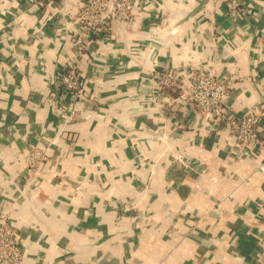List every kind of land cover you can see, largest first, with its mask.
<instances>
[{"label": "crops", "instance_id": "crops-1", "mask_svg": "<svg viewBox=\"0 0 264 264\" xmlns=\"http://www.w3.org/2000/svg\"><path fill=\"white\" fill-rule=\"evenodd\" d=\"M82 1L0 0V211L24 264H264V153L176 129L146 82L216 63L230 109L264 115V0H129L133 24L102 37L75 23ZM69 61L73 108L52 86ZM30 146L48 158L27 174Z\"/></svg>", "mask_w": 264, "mask_h": 264}, {"label": "built area", "instance_id": "built-area-1", "mask_svg": "<svg viewBox=\"0 0 264 264\" xmlns=\"http://www.w3.org/2000/svg\"><path fill=\"white\" fill-rule=\"evenodd\" d=\"M45 1L47 0H33L38 6H43ZM51 1H60L63 5L67 3V0ZM227 3L229 11L247 15L245 8L240 11L238 7L240 3L237 0H229ZM134 9L133 3L129 0H84L75 16V23L86 35L107 36L111 32L112 24L118 20L132 25L135 21ZM60 14L65 16L63 9L60 10ZM146 82L156 93L166 94L167 103L159 106L158 110L162 116L174 114L176 129H190L193 122L199 123V127L202 128V124L207 123L213 131L206 132H214L216 135L223 130L229 132L234 138L235 153L250 158L264 153L263 112L250 109L236 112L230 109L226 100L232 93L233 79L231 75L217 67L216 63H211L206 68L185 67L167 71H159L153 67ZM82 84V76L71 61L66 62L52 81L55 90H60L66 96L70 108H73L77 99L83 96ZM47 158L46 149L30 146L25 156L27 174L37 170ZM0 264H24L11 219L2 211H0Z\"/></svg>", "mask_w": 264, "mask_h": 264}]
</instances>
